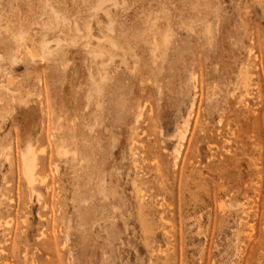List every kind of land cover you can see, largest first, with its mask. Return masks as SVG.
Returning <instances> with one entry per match:
<instances>
[{
	"label": "rangeland",
	"instance_id": "obj_1",
	"mask_svg": "<svg viewBox=\"0 0 264 264\" xmlns=\"http://www.w3.org/2000/svg\"><path fill=\"white\" fill-rule=\"evenodd\" d=\"M0 264H264V0H0Z\"/></svg>",
	"mask_w": 264,
	"mask_h": 264
},
{
	"label": "bare ground",
	"instance_id": "obj_2",
	"mask_svg": "<svg viewBox=\"0 0 264 264\" xmlns=\"http://www.w3.org/2000/svg\"><path fill=\"white\" fill-rule=\"evenodd\" d=\"M56 12H58V11H56L55 10V15L57 14ZM112 21V20H111ZM161 28V27H160ZM107 31L110 33V32H112L111 34H113V32H114V28H113V24L112 23H110L109 22V24H107ZM152 34L151 35H147L146 36V38H145V40H144V42L146 43V45L148 46V48L150 49V52H151V54H152V57H153V61H154V64L156 63H158V56H160V57H162V61H163V63H164V58H165V54L167 53V49L165 48V45H163V43L162 42H156V39H157V35L159 34V36L162 34V33H159V27H158V25H154L153 26V29H152V32H151ZM163 36H164V39L165 40H167L168 39V41H169V39H171V34H169L168 32L167 33H163ZM165 37H167V38H165ZM147 38H148V40H147ZM150 38V39H149ZM105 39H107L106 37H105ZM155 40V41H154ZM103 41V40H102ZM161 41V40H160ZM63 41H60V42H58V43H62ZM107 43V42H106ZM110 43H112V42H110ZM115 44V43H114ZM165 44V43H164ZM167 44V43H166ZM111 45V44H110ZM58 46V45H57ZM116 46V45H115ZM111 47V46H110ZM114 49V48H113ZM102 55L104 56L105 55V57L107 56V52H102ZM158 55V56H157ZM167 55V54H166ZM105 57H104V59H105ZM160 59V58H159ZM166 59V58H165ZM59 60V59H58ZM106 60H110L109 59V57L107 58L106 57ZM103 62H104V60H103ZM108 62V61H107ZM111 62V61H110ZM166 62V61H165ZM107 65V64H106ZM104 66L103 67V74L104 75H102V73H101V75H102V77L101 78H103L102 79V87H103V89H105V87L106 86H108L107 84H106V82L104 81V80H106L107 78H105V76H106V71H107V69H108V66ZM159 66H161V65H159ZM163 66V65H162ZM160 69V68H159ZM102 70H101V72H102ZM96 78V77H95ZM110 79H111V77H110V75H109V80H108V82L110 81ZM182 80V79H181ZM184 80V79H183ZM97 81V80H96ZM96 81H95V83H96ZM101 81V80H100ZM183 83H185V82H183ZM186 83H188V82H186ZM109 84V83H108ZM180 84H182V82L180 83ZM179 84V85H180ZM100 85V84H99ZM184 85V84H183ZM189 85V84H188ZM183 88V87H182ZM184 89V88H183ZM188 89H186V91H187ZM103 91V90H102ZM181 91V90H180ZM178 92V91H177ZM184 92V91H183ZM182 92V93H183ZM187 94H188V91H187ZM180 98L182 99V96H180ZM182 101V100H181ZM126 107V106H125ZM185 124V123H184ZM187 125V124H186ZM184 137H185V135H183ZM31 148V146L30 145H27V149H26V153L23 155V158H25V160H23V162L25 163V165H24V167H26L25 169H26V171H25V173H26V176H27V178L29 179V181H28V183H30V184H32L33 185V182H34V180H35V167H36V156L34 155V153H31L30 151H29V148ZM33 147V146H32ZM96 150L97 149H95V151H94V154L96 155ZM98 157V156H97ZM27 179V180H28ZM29 184V185H30ZM31 185V186H32ZM33 192V191H32Z\"/></svg>",
	"mask_w": 264,
	"mask_h": 264
}]
</instances>
